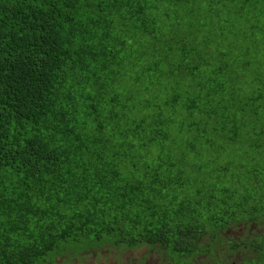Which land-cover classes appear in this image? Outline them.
<instances>
[{
	"label": "trees",
	"instance_id": "16d2710c",
	"mask_svg": "<svg viewBox=\"0 0 264 264\" xmlns=\"http://www.w3.org/2000/svg\"><path fill=\"white\" fill-rule=\"evenodd\" d=\"M259 36L262 0H0V264L105 245L264 264L262 156L189 160L259 113L241 76ZM170 78L193 86L169 97ZM206 169L217 186L191 184Z\"/></svg>",
	"mask_w": 264,
	"mask_h": 264
},
{
	"label": "rangeland",
	"instance_id": "374dc122",
	"mask_svg": "<svg viewBox=\"0 0 264 264\" xmlns=\"http://www.w3.org/2000/svg\"><path fill=\"white\" fill-rule=\"evenodd\" d=\"M264 2V0H262ZM259 38H264V36H259ZM256 44L260 46H264V40L256 38L255 41ZM246 46L241 49L242 52H245ZM260 56L262 52L258 53ZM250 58V57H249ZM264 66V61H258L254 62L252 61L251 67L245 69L242 71L241 76L243 77V83L245 90H256L257 87H261L263 94V99L255 104V106H260V110L258 114H249L247 118H245L243 124L240 122H237L236 125L233 127L236 129V142L235 144H228L226 141L222 140L224 137L228 136L229 132L225 133H219L220 139L214 140V145H207L204 146L201 142L200 148H199V154L200 158L191 157L189 160L193 163L202 162L203 164L206 161H213L218 159V164H226L229 163L231 166H234L236 162L240 159L242 161H246V156L251 155H261L262 159L264 160V148L259 145L260 149L262 150L261 153H256L255 150H252L253 148V129H255L257 132L264 130V69L262 74L259 72L260 68ZM162 87L167 89V93L169 97H172L175 92H178L181 96L185 97V89L184 87L193 86V84H190L187 82L184 84V87L182 88V91H179L176 89L175 79L170 78L167 81L161 80ZM251 85V87H250ZM181 87V86H180ZM258 88V89H259ZM191 95L190 97H192ZM188 97L187 99H189ZM252 106L250 105L249 108ZM237 116V115H236ZM238 119V118H237ZM177 123H182V118L177 117ZM233 123V121H232ZM222 125V124H221ZM220 125V126H221ZM219 126V127H220ZM232 126V124H231ZM218 127V128H219ZM264 140V137H263ZM250 163H248L249 165ZM214 164H211L207 168H213ZM209 170H205L204 174H197L195 179L192 181L191 184H193L197 178L200 179H206L208 182H210V185L217 186L218 182L217 179H221L220 176L215 178L214 170L212 171L213 174L208 173ZM230 173H232L236 178H240V174L235 173L234 169L230 170ZM192 178V177H191ZM225 183H220L218 185L219 188L225 187ZM220 191V190H219ZM240 232V231H237ZM241 233V232H240ZM224 235V234H223ZM228 233L225 234L227 236ZM233 238H235L234 234L232 235ZM230 239L229 237H227ZM226 242V240H225ZM216 248V246H214ZM224 249H226V245H222L221 247H218L216 254L221 253ZM117 253L115 250H113L110 247H104L100 249L97 252H91L89 254H86L82 256L83 260L76 258L74 260L65 261L64 258L58 259V264H169L168 258L165 257L162 253L161 255H156L155 252L147 253L145 249H138L134 252H127L124 253L120 260H118ZM238 254L230 255L226 258V261L231 264H237L238 263ZM143 259L144 262H143ZM68 260V258H66ZM195 264H211L208 262V257L205 255V257H199L196 260Z\"/></svg>",
	"mask_w": 264,
	"mask_h": 264
},
{
	"label": "flooded vegetation",
	"instance_id": "af4514ba",
	"mask_svg": "<svg viewBox=\"0 0 264 264\" xmlns=\"http://www.w3.org/2000/svg\"><path fill=\"white\" fill-rule=\"evenodd\" d=\"M230 229H231V230H230ZM230 229H228V230H230V231L227 232L228 235L225 236L226 238H227V237L230 238V237L234 234L235 238H233V239H236V237H237L238 239H243V238H244V239H247V238H250L251 235H252V233H250V231H249V230H246V229L239 230L241 233L235 231V230L233 229V227L230 228ZM104 247H110V248H112L113 250H115V252H116L117 255H118V256L116 257L118 260L121 259L122 255H123L124 253H127V252H134V251H136V250H138V249H145V251H146L147 253L155 252L156 255H158V256L161 255V252H160L158 249H156V248H151V247H148V246H142V247H138V248H136V249H122V248H118V247H114V246H110V245H105V246H102V247L99 248V249H94V250H91V251H83V252H81V253H80V252H79V253H76V255H74L75 252L69 251L67 254H65V255L59 257L58 259H60V258H64L65 261H63V263H65V262H67V261H70V260H74V259H76V258H79V259L83 260L82 256H84V255H86V254H89V253H91V252H97V251H99L100 249H102V248H104ZM224 251H225V249H224L221 253H219V254L224 255ZM199 257H205V255H202V256H199ZM199 257H197V258H199ZM207 257H208V255H207ZM227 257H228V256H227ZM227 257H226V258H227ZM66 258H68V260H66ZM197 258L195 259L194 264L196 263ZM226 258L224 259V262H225V263H227ZM58 259H57V261H58ZM144 260H145V259H143V262H144ZM208 262H210L209 258H208ZM210 263H211V262H210ZM57 264H58V262H57ZM141 264H143V263L141 262ZM169 264H170V262H169Z\"/></svg>",
	"mask_w": 264,
	"mask_h": 264
}]
</instances>
